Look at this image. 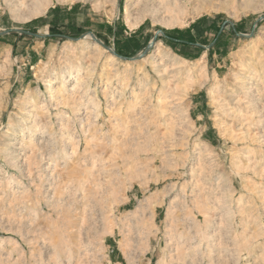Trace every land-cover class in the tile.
Listing matches in <instances>:
<instances>
[{
	"label": "rangeland",
	"instance_id": "374dc122",
	"mask_svg": "<svg viewBox=\"0 0 264 264\" xmlns=\"http://www.w3.org/2000/svg\"><path fill=\"white\" fill-rule=\"evenodd\" d=\"M162 4L0 0V264H264V0Z\"/></svg>",
	"mask_w": 264,
	"mask_h": 264
},
{
	"label": "bare ground",
	"instance_id": "6f19581e",
	"mask_svg": "<svg viewBox=\"0 0 264 264\" xmlns=\"http://www.w3.org/2000/svg\"><path fill=\"white\" fill-rule=\"evenodd\" d=\"M51 1L52 0H4V2H6L7 3V5L9 6V9H10V11H11V13L12 14H14V15H17V14H19L20 12H22L23 10H27V12H29L30 14H31V16H40V15H42L43 13H45L46 11H47V9L49 8V6H50V3H51ZM61 1V0H60ZM158 1H160V5L163 3V4H165V8L167 9V7H169L170 8V6L171 5H177L178 4V2H179V0H158ZM147 1H145V3H146ZM155 3V2H154ZM162 4V5H163ZM174 5V6H175ZM173 6V10H175L174 7ZM177 7V6H176ZM179 7V6H178ZM168 8V9H169ZM171 9V10H172ZM178 9V11L180 10V7L179 8H177ZM174 17V16H173ZM171 19H173V18H171ZM175 20V19H174ZM173 20V21H174ZM176 21V20H175ZM92 35L91 34H85V35H83L82 36V38L81 39H89V37H91ZM92 38V37H91ZM140 56V55H139ZM141 57V56H140ZM205 79V78H204ZM207 80L208 79H206V82H207ZM246 81V80H245ZM205 82V83H206ZM204 83V82H203ZM213 86V85H212ZM238 86V85H237ZM241 87H240V91H239V89H237V90H235L234 92H233V95H234V97H233V99H231V100H233L234 102H232V103H234V106H238L237 108H236V111H237V114H236V112H235V110L233 109L232 111H234L235 112V115H233V116H236L237 117V119L238 118H242L243 116V114H242V105L244 104V103H242V99H239V98H237V96L239 97V95H240V93L241 92H243L244 94H245V91H244V85L242 84V85H240ZM241 88H242V90H241ZM212 91V90H211ZM243 93H241V94H243ZM225 95V94H224ZM241 96V95H240ZM247 96V95H246ZM245 96V97H246ZM244 97V98H245ZM226 100V99H225ZM228 101V100H227ZM248 101V100H247ZM230 102V104H231V101H229ZM249 102V101H248ZM228 103V102H227ZM226 102L224 103V111H225V115H230V112H229V109H232L231 107L230 108H227V105L229 106V104H227ZM241 107V109L238 111V109ZM243 107H244V105H243ZM246 107V106H245ZM235 108V107H234ZM249 110V109H248ZM251 111V110H250ZM231 113H233V112H231ZM248 113V112H247ZM231 116V115H230ZM244 116H245V114H244ZM236 117H235V119H236ZM240 120V119H239ZM243 120H245V119H243ZM200 208V207H199ZM203 211V210H202ZM193 223H195V222H193ZM193 225H195V224H193ZM196 225H197V223H196ZM200 226H202L201 224H200ZM186 227V226H185ZM195 227V226H194ZM197 227V226H196ZM206 227H204V229H205ZM208 228V227H207ZM192 229V228H191ZM198 229H201V227H199ZM197 230V229H196ZM198 231L199 230H197V233L195 234V235H193V236H191L190 237V239H189V241H191L190 243H196V242H201L199 245L198 244H196L194 247L195 248H193V250L190 252L189 251V249H187L189 252H190V257H192L191 258V260L189 261V263H187V261H184V263L186 264H198L197 263V261L199 260V259H201L200 258V256L202 255L201 254V250L199 249V247L200 246H202L203 245V243L206 241V239L207 240H209V235H207V233L205 234V232L203 233V231L201 230V231H199V233L201 232L202 234H201V238H198ZM179 232V231H178ZM183 233V232H182ZM189 233V232H188ZM186 234V233H185ZM185 234H183V235H185ZM209 234V233H208ZM177 235H179V234H177ZM182 235V236H183ZM192 235V234H191ZM200 235V234H199ZM214 235V234H213ZM216 235V234H215ZM186 236H189V234H186ZM221 236V235H220ZM212 237V236H211ZM183 238V237H182ZM181 238V235H180V239H182ZM188 238V237H187ZM186 238V239H187ZM213 238V237H212ZM211 238V239H212ZM215 238V237H214ZM199 240V241H198ZM179 241V240H178ZM177 241V242H178ZM181 241V240H180ZM185 241V240H184ZM187 241V240H186ZM183 242V243H187V242ZM221 242V241H220ZM236 242V241H235ZM212 243V242H211ZM178 244V243H177ZM189 244V243H188ZM221 244V243H220ZM182 245V244H181ZM181 245H177V246H180V248H181ZM184 245V244H183ZM182 245V246H183ZM190 245V244H189ZM194 245V244H193ZM193 245H192V247H193ZM213 245V244H212ZM222 245V244H221ZM239 245V244H238ZM210 246H211V244L209 243V241H207V243H206V247H209L210 248ZM184 247H185V245L182 247L183 248V250H186V249H184ZM186 247H188V246H186ZM188 248H190V247H188ZM229 248V247H228ZM235 248V247H234ZM176 249V248H175ZM202 249V248H201ZM206 249V248H205ZM218 249V248H217ZM236 249H238V248H236ZM235 249V250H236ZM241 249V248H240ZM177 250L179 251V249H178V247H177ZM181 251H182V249H180ZM186 250V251H187ZM190 250H191V248H190ZM177 251V252H178ZM180 251V254H181V256L180 255H178V256H180V257H182V255L183 254H185V252H181ZM188 251L186 252V253H188ZM241 251V250H240ZM207 252V251H206ZM227 252V251H226ZM236 252V251H235ZM234 253V252H233ZM241 253V252H240ZM174 254V253H173ZM176 254H179V253H176ZM201 254V255H200ZM239 254V253H238ZM188 255V254H187ZM173 256H175V255H173ZM186 256V255H185ZM189 256V255H188ZM188 256L186 257V258H188ZM222 256V255H221ZM236 256V255H235ZM240 256V255H239ZM172 257V256H171ZM177 257V256H176ZM179 257V258H180ZM183 257H184V255H183ZM183 257H182V259H183ZM234 257V256H233ZM173 258V257H172ZM171 258V259H172ZM239 258V257H238ZM174 259V258H173ZM173 259H172V261H173ZM177 259H178V257H177ZM176 259V260H177ZM181 259V258H180ZM216 259V258H215ZM175 260V259H174ZM171 261V263H173V262H176V261H173L172 262ZM180 264L183 262V260H182V262L181 261H179V260H177ZM238 261V260H237ZM236 261V262H237ZM199 262V261H198ZM202 262H203V260H202ZM224 262V261H223ZM200 263V262H199ZM212 263V262H211ZM235 263V262H234ZM174 264V263H173ZM183 264V263H182Z\"/></svg>",
	"mask_w": 264,
	"mask_h": 264
},
{
	"label": "trees",
	"instance_id": "16d2710c",
	"mask_svg": "<svg viewBox=\"0 0 264 264\" xmlns=\"http://www.w3.org/2000/svg\"><path fill=\"white\" fill-rule=\"evenodd\" d=\"M74 35V34H72ZM72 35L70 34H65V33H62V32H56L55 30H53V25L50 26V33L49 35L46 37L47 39H52V38H56V37H71ZM77 35H80V34H77Z\"/></svg>",
	"mask_w": 264,
	"mask_h": 264
}]
</instances>
